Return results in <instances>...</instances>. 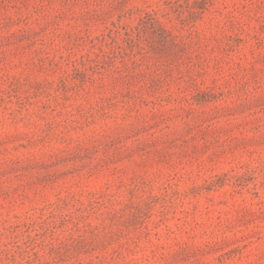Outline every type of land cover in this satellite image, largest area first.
<instances>
[{
    "label": "rangeland",
    "instance_id": "374dc122",
    "mask_svg": "<svg viewBox=\"0 0 264 264\" xmlns=\"http://www.w3.org/2000/svg\"><path fill=\"white\" fill-rule=\"evenodd\" d=\"M0 264H264V0H0Z\"/></svg>",
    "mask_w": 264,
    "mask_h": 264
}]
</instances>
